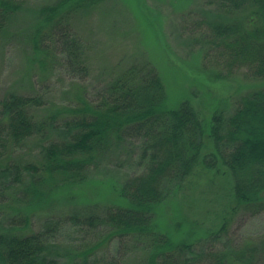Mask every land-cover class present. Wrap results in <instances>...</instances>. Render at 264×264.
<instances>
[{"label": "trees", "instance_id": "trees-1", "mask_svg": "<svg viewBox=\"0 0 264 264\" xmlns=\"http://www.w3.org/2000/svg\"><path fill=\"white\" fill-rule=\"evenodd\" d=\"M27 1L0 0V39ZM106 1L42 4L25 36L31 60L45 69L53 41L84 75L85 59L81 44L71 37L70 21ZM192 1L177 3L182 23L195 15L182 26L187 33H182V45L201 60L204 70L182 61L177 72L170 65L172 53L167 58L139 51L132 60L119 62L95 98L82 90L74 94L61 118L35 117L32 108L43 103L40 95L11 91L0 97V264H124L131 254H138L134 264H264V234L241 243L230 237L238 214L264 211V0H205L186 10ZM137 17L147 20L141 12ZM152 29L147 32L157 37L159 32ZM41 53L45 56L38 60ZM215 59L225 71L206 70L215 67ZM164 60L176 77L181 73L191 80L190 93L195 84L204 87L242 68L251 88L230 114L215 104L204 115L190 96L173 100L164 80ZM53 127L60 133L47 138L36 160L14 157L16 148ZM124 154L136 156L143 170L120 184H101L97 193L105 191L106 200L84 213L94 239L68 248L59 258V223L48 220L43 229L33 230V218L55 207L71 186L98 185L91 181L92 168ZM201 165L213 172V184L216 176L233 178L231 209L216 219L210 215L214 211L199 216L200 206L177 203L172 213L163 211V204ZM93 200L85 198L84 205Z\"/></svg>", "mask_w": 264, "mask_h": 264}, {"label": "rangeland", "instance_id": "rangeland-1", "mask_svg": "<svg viewBox=\"0 0 264 264\" xmlns=\"http://www.w3.org/2000/svg\"><path fill=\"white\" fill-rule=\"evenodd\" d=\"M52 1L28 0L25 10L17 14L9 31L0 39V97L11 91L26 95H40L43 103L32 108V113L37 119L51 115L61 118L63 108L73 102L74 94L79 90L86 91L85 94L95 98L104 88L111 73L121 66L119 62L124 59L132 60L139 51L145 53L156 51L158 56L167 54V58H169L168 53H172L169 59H172L173 63L170 65H174L177 72L179 66H182V61H186L187 66L204 70L201 60L194 58L182 45V33L187 35L185 31H182V26L192 20L195 15L188 16L182 23L180 19L182 10L177 6L179 0H133L134 3L131 0H107L102 6L76 15L70 21L71 37L76 38L81 44L80 51L85 59L86 72L84 75L81 74L77 65L72 64L53 41H49L52 51L48 65L43 69L44 65L31 60V51L25 36L35 21V10L42 4ZM199 4H205V0H193L186 10ZM140 12L146 16V21L142 22L141 18L137 17ZM151 27L152 30L159 32L157 35L159 38L147 32V29ZM44 56L41 53L36 58L39 60ZM129 56L132 57L128 58ZM216 59L215 67L206 68V70H216L218 67L225 71L224 65ZM155 61L159 62L158 59ZM165 65L164 60V67L162 66L166 76L164 80L173 100L190 96L197 109L204 115L211 113L215 104L224 113L230 114L236 108L241 96L251 88V80L245 75L246 68H242L236 70L231 77L220 79L218 82L211 81L204 87L195 84L193 92L190 93L191 85H193H189L191 80L184 79L181 73H177L176 77L174 72H170L171 68L166 69ZM58 133L60 130L53 127L45 136L32 137L14 150V157L36 160L41 152L42 144L47 142V138L57 137ZM135 153H137L136 149ZM222 169L214 170L219 173ZM142 170L143 166L136 156L129 159V156L124 154L106 159L104 163L91 170L90 176L93 178L91 181L99 182V186L89 182L71 186L72 188L59 196L60 201L55 203V207L49 211L40 212L33 218L31 228L43 229L48 220L59 223L55 242L58 245L60 258L68 248L83 243L86 239H94L90 227L84 223V215L90 213L86 212L94 206L93 204L98 203V200L102 198L106 200L105 191L102 195L97 193L102 188L101 184L110 181L120 184L130 175ZM206 171L202 165L196 168L187 179L184 188L163 204V211L172 213L173 206H177V203L185 207L200 206L199 216L208 211H214L210 214L212 219L221 217L224 211H229L234 200L233 178L228 174L216 176L213 184L211 182L213 172ZM90 197L94 200L90 203V207L85 206L84 199ZM98 204L102 205V203ZM215 210L218 213L214 215ZM76 216L80 219L76 220ZM192 217L197 216L192 215ZM209 226L210 223L206 227ZM230 234V237L234 238L233 241L239 243L247 238L264 234V211L255 216L238 214L230 227ZM100 255L104 254L101 252ZM137 255L128 256L124 264H134Z\"/></svg>", "mask_w": 264, "mask_h": 264}]
</instances>
